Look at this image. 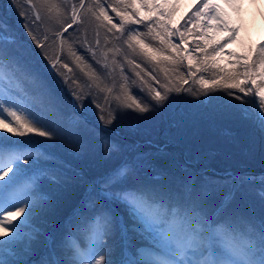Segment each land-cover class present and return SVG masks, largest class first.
Listing matches in <instances>:
<instances>
[{
	"label": "snow or ice",
	"instance_id": "1",
	"mask_svg": "<svg viewBox=\"0 0 264 264\" xmlns=\"http://www.w3.org/2000/svg\"><path fill=\"white\" fill-rule=\"evenodd\" d=\"M139 2L148 11L163 8L154 0ZM13 3L20 6L19 0ZM27 3L29 13L22 11L20 15L25 17L23 27L39 52L18 38L0 18V264H264V177L258 197V216L255 207L243 210L233 204L236 191L250 182V178L246 180L228 173L221 181L201 173L203 180L198 184L195 174L187 168L181 176H169L155 167L149 175L145 172L147 158L140 155L126 156L117 166L101 172L98 179L87 181L57 151V142L67 143L74 146L70 154L78 156L83 147V134L95 129H88L84 120L66 115L48 81L55 83L57 75L62 78L75 98L74 108L75 102L84 107V96L88 93L81 94L73 88L76 81L60 70L70 72L68 64L61 63L59 57L48 56L46 45L33 35V24L46 22L48 27L43 39H50L48 31L51 30L52 42L58 41L61 50L67 44L69 54L79 66L84 62L83 57L73 51L75 41L70 42V37L65 36L70 28L74 32L80 28L87 31L94 19L109 33L113 30L119 33L113 39L120 41L126 25L146 23L139 9L128 0H117L116 4L107 6L100 0H91L87 5L86 0L59 3L27 0ZM224 3L239 9L238 0H224ZM109 8L119 18L118 23H113ZM41 10L46 14L43 20ZM30 14H34L35 20L30 19ZM196 14L206 18L205 29H223L230 35L214 45L208 39L203 45L197 44L202 59L197 58L195 65L191 53L181 55L180 44L172 42L171 37L179 29L161 24L158 18H147V33L135 28L127 30V38L123 40L127 48L149 63L174 66L176 83H160L151 72H145L140 64L126 57L127 64L139 69L135 71L139 84L132 80L130 85L121 66L124 83L119 85V91L114 92L115 83L101 89L109 93L104 106L95 100L92 102L96 103L99 119L105 126L114 121L134 123L163 116L177 102L170 94L185 92L203 97L197 104L205 109L202 115L236 119L264 132V38L249 45L243 55L228 53L235 58L238 70L227 72L218 67L215 57L226 43L236 38L239 28L229 27L227 14L213 0H202ZM159 15L165 13L160 11ZM145 37L158 41L159 47L146 42ZM180 40L184 41V33H180ZM85 45L87 40L81 42V46ZM86 53L96 60L91 47H86ZM102 55L106 60L107 52ZM44 59L48 64H44ZM185 60L189 78L212 68L216 69L215 75H223L219 80L201 75L196 81L199 89L184 88L187 81L179 72V65ZM102 66L108 67L106 63ZM91 75L96 74L93 71ZM152 81L159 84V89ZM133 85L139 89L136 95L129 91ZM220 87L233 91H226L224 96L210 95ZM98 140L105 160L127 151L126 146L107 136H99ZM81 181L87 190L70 211L64 210L58 193ZM221 187H227L228 192L212 203L210 197ZM37 255L39 259H32Z\"/></svg>",
	"mask_w": 264,
	"mask_h": 264
},
{
	"label": "rangeland",
	"instance_id": "2",
	"mask_svg": "<svg viewBox=\"0 0 264 264\" xmlns=\"http://www.w3.org/2000/svg\"><path fill=\"white\" fill-rule=\"evenodd\" d=\"M112 1H115V0H111L110 4L117 3V0L113 3H112ZM128 2H132L135 4L137 2V0H128ZM138 2H139V0H138ZM154 2L163 5L162 11L167 12V14L162 16V19L165 21L164 24H167V26L171 29L175 28L189 13H190V24H189L190 29H191L192 24H195L197 26H203L205 23L206 18L202 15L198 16L196 14L198 9H200L202 0H154ZM213 2L221 4L223 11L227 14V18L229 21V27L239 28V31L236 35V38L230 44V52L226 51L223 48V50H222V52H220L219 56H217L215 58L216 63H217L219 68L220 67H223V68L226 67L227 69L232 70V67L235 66L236 70H238V66L235 65V58L232 56H229L228 53H235L237 55H243L246 52L247 47L249 45H255V44L259 43V41L262 38H264V0H238V4H239L238 10H234L233 8L228 7V5L224 3V0H213ZM33 3H35V2L33 1ZM9 4L12 5V8L8 9V11L13 12L15 9H17V4L13 3V0H7V3H4L3 7L7 6ZM19 5H20V7H23V10L25 13H29L30 5L27 3V0H23V5H22V0H19ZM173 5H175V7H173ZM168 12H170V13H168ZM171 12H173V13H171ZM108 14L113 17L114 23L119 22L117 20V16L115 13H109V11H108ZM11 15H15V14L11 13ZM16 15H18V13ZM24 19H25V17H23V21H24ZM30 19L35 20L34 14H30ZM195 20L197 22H195ZM209 23L215 24V21H210ZM44 29H45V24L42 23L41 21H35V23L33 24V33H37L39 35L40 30H42L41 33L43 34L45 32ZM221 30L223 31V33L226 32L223 29H221ZM103 31H105V29ZM19 34L22 37L24 36V38L26 40L31 39V36L28 35L27 30H24L23 33H19ZM16 36L18 37L17 34H16ZM103 38L105 39L104 34H103ZM220 38L222 40H226L227 37H220ZM92 43L95 44V41L93 40V37L90 36L88 44L91 45ZM95 49L97 51L96 52L97 60H99L101 63H102V61L104 63L108 62L109 73L107 75L102 74L103 77L98 75L95 78H93L92 81L87 80L85 78H79V76H74L71 79V80L76 81V84L73 85V88L75 90H77L81 94L88 93V95L84 96V107H80L79 102H75L77 106L74 108L75 98L73 97V95L69 91L68 87L63 83V80L60 76L55 77V83H53L52 81H48L49 85L52 88H54L56 95L60 98V101H62V99H65V98L68 99L67 104L61 103V105H62L67 116H69V115L71 116V113L68 109L73 108V109H75L76 113L79 115V117H80L79 119L84 120L86 122L88 129H89L88 124L91 123L95 127H97V129L104 132L103 135H98L96 133V130H95V132H87L86 131L83 134V137H82L83 147L80 149V154L82 152V153H85V155H88L87 157H90L93 160V163H82L81 165H77L75 163V161L77 160L76 159L77 156L73 157L70 154V150L65 154L60 153L62 158L68 163L71 162L73 164V166H76V165L78 167L82 166L85 170V171L84 170H82V171L84 174H86L85 180H87V181H91L93 179H98L99 174L101 172H104L110 168L117 166L119 163L122 162V160L126 156L127 157H135V156L143 155L144 157H146L147 162L145 164V172L148 173L149 175L152 174V167H155V168L160 169V170L164 169L165 171H168L170 173H176V171L179 169L180 171L175 176L183 175V170L180 167H182L183 169L187 168L192 173H194L193 172L194 168L192 167L193 166L192 162L190 165L187 161H186V163L188 165H185L184 162H182V158L184 160L189 158L188 157L189 153L188 152H180L179 151L180 143L176 140L175 137H174V139L170 137L171 134H169V131L165 130L166 126H160L159 125L161 123V116H157V117H154L152 119H147V120L142 119V120L135 121L134 123H129L128 125H126L127 131H129V129H130L129 126H130V127H133L134 129L137 128V130H139L141 132H145L147 139L146 138H138L139 136L136 137L137 136L136 132L130 134V132L126 131V133L124 134L121 127L112 128L109 125L105 126L103 124V122L99 119V109L96 107V103H93L92 101L95 100L97 103H100L102 106H104L105 97L108 96L109 93H107L106 90L101 91V89H106L108 87H112L113 83H115V85L119 89V85L124 83V80L122 78L121 71H120V67L123 66L124 64H121V66H118V68H116V64L114 63L113 59L109 56L108 53H107L108 54L107 59L105 60L104 56L102 55L104 53L102 48L97 47L95 44ZM185 49H186V47H185ZM186 51L184 54H187ZM198 51L199 50L187 51L188 54L191 53L193 55V56H191V59L193 61H195L196 63H197V52ZM47 52H48V56H50V50L49 49H47ZM112 57H114V55ZM90 59L93 60V58L89 57V60ZM110 60L112 61L113 65H110V62H109ZM121 60H122V58H121ZM44 64H48L47 59H44ZM153 64H155V63H152V65ZM157 65H159V64H157ZM49 67H50V65H49ZM161 67L165 68L166 66L163 64V65H161ZM146 68H147V66H146ZM146 68H145V71L149 72V70H147ZM135 71H139V69H135ZM181 73L184 74V72H181ZM109 75H110V77H108ZM123 75H125L129 78L128 83L130 85H131L132 80H136L137 84H139V79L137 77H135V75H131V73H128L125 70H124ZM145 79H148V77H145ZM241 79H243V77H241ZM100 81H103V82H100ZM193 82H194V80H193ZM151 83H153V85L158 88L157 84H155L154 81H152ZM115 90H117V89L115 88ZM129 91L133 95H136L139 93V89L135 85L130 86ZM173 95H175V94L171 93L170 97ZM175 104L172 105V107L170 108L171 110ZM170 109H169V111H170ZM131 114L135 115L136 113L135 114L131 113ZM144 115L147 116L148 114L145 113ZM219 120L225 121V123H227V125H229V126L232 125L231 119L218 118V121ZM185 124H190V123L185 122ZM120 125L123 126L122 123H120ZM233 126H237V125H233ZM193 128H195L194 125L183 129V130H185L184 134H182L183 130L182 131L178 130L177 136L183 137L185 139V133L188 132L189 137H188V139H185L186 141L188 140V142L198 143L199 148H200V146H202V148L205 147L204 145L199 144V141L202 139V138H200L201 134L199 133L200 134V136H199L198 132H197L196 135L194 136ZM231 128H232V126H231ZM105 131L109 132L113 138L110 137ZM227 134L229 135V138H231V139L234 138L235 134L233 135L232 132L229 131V132H227ZM99 136H107V137L111 138L113 141H116V142L120 143L121 145L126 146L127 151L123 155L116 156L113 160H110V162H109V160H105L103 155H102V158L99 159L97 156H95V154H97L98 152L103 153L102 146H98V145H100V142L98 140ZM195 137H196V139H195ZM168 138H170V139H168ZM17 139L23 140V139H27V137H18ZM135 139H139V141L136 142ZM205 139H207V138H205ZM132 140L134 143L132 142ZM156 140H160V141H156ZM217 140L218 139L214 140L212 143L210 140V142L207 145V148L212 147L214 149V151L210 150V149H202V148H201V150H198L197 152H195V150H193V152H195V154L190 158L193 160L211 159L217 165H223L224 163H222L220 160H223L221 155L229 154L228 152H226L227 144L224 141H222V144H219ZM204 142H205V140L203 141V143ZM72 147H74V146H72ZM159 148H163L164 151L159 152L158 151ZM155 154L160 155V156L163 155L162 157H167L169 159V162L167 163V165L159 166L161 162L156 160L153 157V155H155ZM186 156H187V158H186ZM72 158H73V160L69 161V159H72ZM148 162H150V163H148ZM201 164L209 165V166H212L214 168H217L214 165H212L206 161H203ZM73 168L78 173L83 175V173H81L79 171L80 170L79 168H75V167H73ZM96 168H100V169L97 170ZM201 169L214 170L213 168H210V167L209 168L204 167ZM241 170L243 171L242 173L240 171H238L236 173H233V175H235L236 177H243L246 180H248L249 177H247L245 174L246 173L250 174V172L244 171V169H241ZM202 171H204V170H202ZM251 171L256 172V170H251ZM170 173H166V174L170 176L171 175ZM210 173H212V174L211 175L209 174V176L217 175V180H221V181L227 177V174L220 173L217 171L216 172H210ZM257 175L264 177V171H259V173ZM203 176H206V175L203 174ZM203 176H201V175L195 176L198 184L203 180ZM209 176H207V177H209ZM77 187L81 189L79 196L82 195L83 192H85L87 190V186L83 183V181L78 182ZM83 187H85V188L83 189ZM260 188H261L260 179L250 178V182L245 183L240 189H238L236 191L235 199L233 201L234 206L238 207L240 209H243V210H248L251 207H255L256 213L259 216L260 215V208H259L258 197H259ZM227 192H228L227 187H221L219 190L213 192L212 196L210 197V201L212 203L218 202L223 197V195H225ZM58 195L61 198V203L63 205L64 210L70 211L71 206L74 203H76V201H77V198L75 197L77 194L68 188L64 192L58 193Z\"/></svg>",
	"mask_w": 264,
	"mask_h": 264
},
{
	"label": "trees",
	"instance_id": "3",
	"mask_svg": "<svg viewBox=\"0 0 264 264\" xmlns=\"http://www.w3.org/2000/svg\"><path fill=\"white\" fill-rule=\"evenodd\" d=\"M33 1L35 3H38V0H33ZM74 1L77 2V0H74ZM115 1H112V3ZM57 2L59 3V2H61V0H57ZM90 2H91V0H86V5H87V3H90ZM100 2L102 3V1H100ZM4 3H7V0H0V18L3 19L5 24L11 26V28L14 30V32L18 35V38H21L23 41H26L27 43L31 44V47L34 48L37 52H39L40 49L36 48L35 43L32 42L31 39L26 40L24 38V36L22 37L19 34V33H23V31L26 30L23 27V16L20 15V13L22 12L21 7L17 6V9H15L13 12H11V11H8V9L12 8V5H11V7H9L10 4L3 7ZM103 4H105L106 6L109 5V3H107V0H105V2ZM133 5H134L135 9H139V11H140V6H138L136 3L135 4L133 3ZM132 10L133 9H129V11H132ZM108 11H109V13H113L110 8ZM11 13H14L15 15H11ZM17 13H18V15H16ZM45 15H46L45 12L43 10H41L42 20L44 19ZM117 19H119V18L117 17ZM91 21H93V19ZM97 23L99 24V21H97ZM44 24H45V28L48 27V24L46 22H44ZM142 25H144V24H141L140 26H142ZM128 26L132 27L134 25L129 24V25L125 26V35L121 38L122 45L125 47V49L119 48L120 49L119 52L115 51V49L118 48V47H116V44L119 41L114 40L113 35H120V34L116 33L115 30H113L112 33H108V31H103L102 28H100L96 25L90 24V23H89V26L87 28V31H84L83 28H80L78 31L74 32L73 29L70 28L68 30V33H65V36L70 37V42L75 41V43H72V49H73V51L76 52V55L83 57L84 62L81 63L79 66H78V63H77L75 57L69 54L67 44L61 50L58 41L56 43L52 42L51 30L48 31V35L50 37L49 40H44L43 34H41L39 37L37 36V38L40 39L46 45L47 49L50 50V56L49 57H52L53 59H55L56 57H59L61 63H67L68 64L69 68L71 69L70 72L67 69H60V70L62 72H64L70 79H72L74 76H79V78H85L87 80L92 81L93 78H95L98 75L103 77L102 74L107 75L109 73L108 67L104 68L102 66L103 64H105L103 61H102V63L100 62L99 64L96 63L97 57H96V60H94V59L89 60V57L92 58V56H91V54L86 53V47H91L93 49V51H95V53H96L97 52L95 49V44H96L97 47L102 48L104 53L107 51L109 56L113 59V61H115L114 63L116 64V68H118V66H121V64H124L123 69L126 72L131 73V75H135V73H134L135 69H133V67L131 65L127 64V62H126V57H127V59H132L135 61V63L140 64L141 68H143L144 71H145V68L147 66L146 69L149 70V72H151V74H153L160 81V83H167L168 81H172L173 84H175L176 83V76H175V73L172 72V67H174V66L168 65L166 63L164 64L166 66L165 68L161 67V65H163V64H159V65L153 64L152 65V63H149L147 60H145L144 57H142L136 53H133L130 49L127 48V45L125 43H123V40L126 39ZM73 28H77V26L74 25ZM44 31H45V29H44ZM102 33L104 34L105 39L103 38ZM90 36L93 37L95 44H93V43L91 45L88 44ZM84 40H87V45L81 46V42ZM97 40H99V44L96 43ZM155 43H156V47H159V42L155 41ZM113 55H114V57H112ZM121 58H122V60H121ZM109 62H110V65H113L111 60ZM106 64L109 66L108 62ZM89 65L91 67H89ZM187 66H188V62L186 64L179 65V72L180 73L181 72L187 73V74H183V78L187 81L186 83L183 84V87L184 88L191 87L193 90H197V89H199L200 86L198 83L193 82V80L196 79L195 77H193V78L188 77ZM58 67H59V65H58ZM220 68H223V67H220ZM223 69H225V71H227V72H232V71L236 70V67L233 66L232 70H229L226 67H224ZM93 71L96 74L95 77H93L91 75V73ZM193 71H196V69L193 68ZM86 73H88V74L86 75ZM166 73H167V75H166ZM215 73L216 72H212V74L208 77V79L216 78L219 80V76L223 75V73H220L219 75L215 76L214 75ZM141 75L143 76L144 73L142 72ZM197 75L199 77L200 73L197 72ZM108 77H110V75ZM100 82H103V81H100ZM220 83L223 84L224 81H220ZM157 86L159 89V84H157ZM115 88L117 90H115ZM115 88H114V92L119 91L117 86ZM160 90H162V89H160ZM226 91H233V90L220 87L217 89L216 92L210 93V95L224 96ZM172 94H175V95L171 96L170 98L175 97L177 103L173 106L172 110L171 109H170V111L168 110V112H166L163 116H161V123L159 125L160 126H166L165 130L169 131V134H171L170 137L173 139L175 137L176 140L180 143V147H179L180 152H188L189 153V156H188L189 158H187V156H186L187 160L189 159V161L184 160L182 158V162H184L185 165H188L186 163V161L189 163V165L192 162V164H193L192 167L195 168L193 171L195 176H200L201 172H203V174H205L206 176H209V174L210 175L212 174L210 172H216V171L217 172H224L226 170H230L231 172L232 171L237 172V171H240L241 169H244V170L245 169H251V170H256V171L264 169V132H261L258 128L252 126L250 123L241 122V121L236 120V119H231V123H232V125H231L232 128H231V126L227 125V123H225V121H223V120L218 121V118H209L206 115H202L205 112V109L197 107V104H198V100L203 99V97H199V98L193 97V96L188 95L185 92H181L179 94H177V93H172ZM67 101H68L67 98L62 99L61 103L67 104ZM183 101H190V103H184ZM68 110L71 113V116L69 115V117L75 116L77 119L80 118L79 115L76 113V111L73 108H70ZM132 113L135 114V112H132ZM135 115H137V114H135ZM185 122H189L190 124H185ZM120 123H122L123 126H121ZM120 123H117L114 121L113 124L109 125V126L112 128L121 127L123 133L125 134L127 131L126 125H128L129 122H120ZM193 125L195 127V128H193L194 136L196 135L197 132H198L199 136L201 134L200 138H202V139L199 141V144L204 145L205 147H203V148H202V146H200V148H199L198 143H192V142H188V140L187 141L185 140V139H188V137H189L188 132L185 133V139L183 137L177 136L178 130L182 131L183 129H185L189 126H193ZM233 125H237V126H233ZM129 128H130L129 131H127V132H130V134L136 132V135H137L136 137L139 136L138 138H146L147 139L145 132H141V131L137 130V128L134 129L133 127H130V126H129ZM229 131L232 132L233 135L235 134L234 138H232V139L229 138V135L227 134V132H229ZM105 132L110 137H112L109 132H107V131H105ZM184 132H185V130L182 131V134H184ZM100 134H102V131L100 132ZM17 138L18 137H13V139H17ZM205 138H207V139H205ZM40 139H44V138H40ZM168 139H170V138H168ZM195 139H196V137H195ZM216 139H218L217 141L219 144H222V141H224L227 144L226 152H228L229 154H225L226 156L221 155L223 160H220L222 163H224L223 165H217L211 159L193 160L190 158L195 154V152H197L198 150H201V148L202 149H210V150L214 151V149L212 147L207 148V145L210 142V140L212 143ZM204 140H205V142L203 143ZM156 141H160V140H156ZM66 146L67 145H60L59 142H57V151L59 152V154L60 153L65 154L69 150H71L68 146L67 147ZM193 150H195V152H193ZM102 155H103L102 152H98L97 154H95V156H97L98 158H102ZM162 156L163 155L160 156L157 154L153 155V157L156 160L161 162L159 166L167 165V163L169 162V159L167 157H162ZM86 158L87 157L84 154H80L79 156L76 157L77 160L75 161V163L77 165H81L82 163H86V162L87 163H93V160L91 158H88V159H86ZM70 160H73V158L69 159V161ZM203 161H206V162L214 165L217 168H214V167L209 166V165L201 164ZM109 162H110V160H109ZM70 164L73 166V164L71 162H70ZM77 165L73 166V167L81 169ZM204 167H208V168L210 167V168H213L214 170L207 169L205 171L200 172L199 169L204 168ZM180 168L184 171V169L182 167H180ZM96 169L98 170L100 168H96ZM82 170H84V168H82ZM162 171L165 173H170L168 171H165L164 169ZM179 171L180 170L178 169L176 171V173H170V174L176 175ZM209 178H211L212 180H217V175L209 176ZM75 185H76V183H74V185H72V188L70 187V190L74 191L77 194L75 197L78 198V196L81 192V189L77 188Z\"/></svg>",
	"mask_w": 264,
	"mask_h": 264
},
{
	"label": "bare ground",
	"instance_id": "4",
	"mask_svg": "<svg viewBox=\"0 0 264 264\" xmlns=\"http://www.w3.org/2000/svg\"><path fill=\"white\" fill-rule=\"evenodd\" d=\"M144 115V114H143Z\"/></svg>",
	"mask_w": 264,
	"mask_h": 264
}]
</instances>
